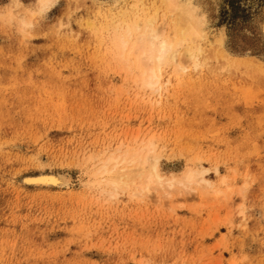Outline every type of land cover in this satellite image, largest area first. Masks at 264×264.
Instances as JSON below:
<instances>
[{"label":"rangeland","instance_id":"obj_1","mask_svg":"<svg viewBox=\"0 0 264 264\" xmlns=\"http://www.w3.org/2000/svg\"><path fill=\"white\" fill-rule=\"evenodd\" d=\"M159 3L0 0V264H264V0H193L201 52L158 93L112 42ZM151 138L161 177L207 170L212 188L99 183ZM41 174L69 184L23 182Z\"/></svg>","mask_w":264,"mask_h":264},{"label":"bare ground","instance_id":"obj_2","mask_svg":"<svg viewBox=\"0 0 264 264\" xmlns=\"http://www.w3.org/2000/svg\"><path fill=\"white\" fill-rule=\"evenodd\" d=\"M39 1L42 8L48 9L55 4L56 0ZM159 2L160 5L156 8L163 12L161 22H159L156 8L152 14H147L143 8L136 9L133 15L126 14L123 20L124 27L118 29L112 42L116 50V56L114 54V57H117L116 60L131 63L133 69L135 68L139 73L140 83L145 88L158 93L163 89L164 84L166 86L168 83L161 82L165 68L174 67L177 74L187 70L185 64L197 62L201 52L198 43L205 38L204 28L207 24L204 14L193 0H159ZM137 139L138 136H135L134 140ZM141 144L132 148H123L121 145L115 152L110 153L100 163L98 162L94 175L99 183L115 191L121 186L128 187L129 183L126 182L130 179L131 181L133 179V182L135 179L141 181V176L147 172L144 181H141L138 186L140 192L148 191L153 184L167 188L177 186L189 188L192 185L212 188V182L210 183L205 177L207 170H188L180 180L164 179L158 172L159 158L155 153L153 139L143 141ZM128 167H134V169ZM69 179L60 174H41L27 176L23 182L41 187H67Z\"/></svg>","mask_w":264,"mask_h":264},{"label":"clouds","instance_id":"obj_3","mask_svg":"<svg viewBox=\"0 0 264 264\" xmlns=\"http://www.w3.org/2000/svg\"><path fill=\"white\" fill-rule=\"evenodd\" d=\"M19 22H20L22 30H26V29H28V28H30L32 26L31 23L25 21L23 18H20Z\"/></svg>","mask_w":264,"mask_h":264}]
</instances>
